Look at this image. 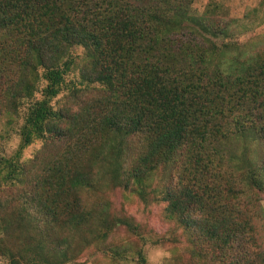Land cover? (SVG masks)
Returning a JSON list of instances; mask_svg holds the SVG:
<instances>
[{
	"label": "trees",
	"instance_id": "16d2710c",
	"mask_svg": "<svg viewBox=\"0 0 264 264\" xmlns=\"http://www.w3.org/2000/svg\"><path fill=\"white\" fill-rule=\"evenodd\" d=\"M193 1L0 0V115L26 104L17 152L0 157V192L16 202L9 220L0 210L7 264H81L74 240L103 243L118 226L140 238L126 214L110 215L103 187L145 198L160 166L178 173L166 215L197 253L256 264L243 258L264 193V49L218 42L226 32ZM77 48L81 75L67 81ZM92 84L98 95L71 112L53 104Z\"/></svg>",
	"mask_w": 264,
	"mask_h": 264
},
{
	"label": "rangeland",
	"instance_id": "374dc122",
	"mask_svg": "<svg viewBox=\"0 0 264 264\" xmlns=\"http://www.w3.org/2000/svg\"><path fill=\"white\" fill-rule=\"evenodd\" d=\"M190 8L194 13L207 16L206 20H202L205 25H212L216 31H219V28L224 29L226 33L215 36L218 42L236 41L245 44L248 52L264 49V0H194ZM82 50L77 48L73 53L78 56L76 65L67 76V81L77 80L81 75L80 69L84 64ZM92 85L94 88L85 90L80 98L73 101H69L68 91L63 90L53 99V104L57 107L63 106L71 112L72 108L76 109L82 101L87 102L98 95V85ZM25 108L26 104L21 105L20 110L15 113L0 115V157L8 158L17 152L20 142L19 127L23 121ZM42 142L37 139L24 148L20 160L25 161L33 157L42 148ZM228 143V150L234 152L237 145L232 141ZM170 178L169 169L160 166L154 174L152 184L145 192V198L129 189L104 186L103 195L110 215L126 214L131 223L138 225V231L142 235L139 238L125 226H118L105 242L83 244L84 237L89 241L91 235L81 234L73 244L72 253L75 261L81 264H137V252L141 249L145 254L146 264H231L232 258L229 256H225L226 261L218 255L212 258L209 252L207 256L202 257L199 252L197 253V249L201 251L200 246L196 244L197 247H195L192 244L195 241L191 242L188 231L184 230L176 220L167 217L165 210L167 201L163 198L169 188L175 185L174 182L178 181V173L172 174L173 181ZM1 187L0 183V191L4 189ZM1 193L3 192H0V200L3 203L0 205V210L9 220L13 210L12 203L15 205L16 202L11 200L10 194ZM256 197L258 210L255 216L253 242L250 243H256V245L248 247L250 254L246 255L247 258H242L252 260L256 264H263V259L260 261V253L264 254V193H259ZM4 233L0 228V236ZM48 233H52V230ZM6 237H8V244L12 245L13 237L11 235ZM206 249L208 250L207 247L203 248V250ZM0 264H7V259L3 255H0ZM232 264L237 263L233 261Z\"/></svg>",
	"mask_w": 264,
	"mask_h": 264
}]
</instances>
